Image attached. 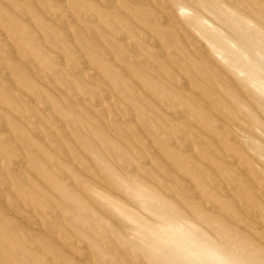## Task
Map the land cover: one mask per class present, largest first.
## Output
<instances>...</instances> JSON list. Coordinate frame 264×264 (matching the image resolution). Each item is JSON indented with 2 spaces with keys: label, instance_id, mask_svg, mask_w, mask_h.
<instances>
[{
  "label": "rangeland",
  "instance_id": "374dc122",
  "mask_svg": "<svg viewBox=\"0 0 264 264\" xmlns=\"http://www.w3.org/2000/svg\"><path fill=\"white\" fill-rule=\"evenodd\" d=\"M104 1L0 0V264H264V0Z\"/></svg>",
  "mask_w": 264,
  "mask_h": 264
},
{
  "label": "bare ground",
  "instance_id": "6f19581e",
  "mask_svg": "<svg viewBox=\"0 0 264 264\" xmlns=\"http://www.w3.org/2000/svg\"><path fill=\"white\" fill-rule=\"evenodd\" d=\"M92 1H95V0H92ZM96 1H97V0H96ZM103 1H104V0H103ZM105 1H107V0H105ZM105 1H104V2H105ZM111 1H112V0H111ZM113 1H114V0H113ZM124 1H125V0H124ZM135 1H136V0H135ZM144 1H145V0H144ZM195 1H196V0H195ZM220 1H221V0H220ZM227 1H228V0H227ZM236 1L238 2V0H236ZM236 1H235V2H236ZM241 1H242V0H241ZM253 1H254V0H253ZM262 1H263V0H262ZM98 2H99V1H98ZM108 2H109V1H108ZM120 2H121V0H120ZM132 2H133V0H132ZM137 2H139V1H137ZM137 2H136V3H137ZM160 2H161V1H160ZM160 2H159V3H160ZM200 2H201V1H200ZM208 2H209V1H208ZM237 2H236V4H235V6H237ZM251 2H252V1H251ZM260 2H261V1H260ZM134 3H135V2H134ZM159 3H158V4H159ZM166 3H167V2H166ZM174 3L176 4L177 2L174 1ZM193 3H194V2H193ZM209 3H210V2H209ZM224 3H225V2H224ZM228 3H229V2H228ZM233 3H234V1H233ZM257 3L259 4V1H258ZM108 4H109V3H108ZM108 4H107V5H108ZM146 4H147V3H146ZM158 4H157V5H158ZM162 4H164V3L162 2ZM168 4L170 5V3H168ZM230 4H231V3H230ZM238 4H241V2H240V3L238 2ZM252 4H253V2H252ZM107 5H106V6H107ZM109 5H111V2H110ZM143 5L145 6L144 2H143ZM159 5H161V3H160ZM169 5H168V6H169ZM190 5H191V3H190ZM232 5H233V4H232ZM260 5H261V3H260ZM148 6H149V5H148ZM151 6H152V5H151ZM192 6H193V4H192ZM194 6H195V5H194ZM238 6H239V5H238ZM243 6H244V5H242V8H243ZM263 6H264V5H263ZM98 7H99V6H98ZM110 7H111V6H110ZM110 7H109V9H110ZM113 7H114V6H113ZM113 7H112V8H113ZM172 7H173V5H172ZM195 7H196V6H195ZM210 7H211V5H210ZM210 7H209V8H210ZM212 7H213V6H212ZM214 7H215V6H214ZM245 7H246V6H245ZM261 7H262V5L260 6V8H261ZM114 8H115V7H114ZM114 8H113V9H114ZM116 8H117V7H116ZM116 8H115V9H116ZM157 8H158V7H157ZM164 8H165V7H164ZM166 8H167V7H166ZM246 8H247V7H246ZM263 8H264V7H263ZM120 9H122V8H120ZM169 9L171 10L170 7H169ZM173 9H174V10H173V11H174V14H176V13H175V12H176V11H175V8H173ZM244 9H245V8H243V11L246 10V9H245V10H244ZM255 9H256V8H255ZM261 9H262V8H261ZM157 10H158V9H157ZM198 10H200V9H198ZM222 10H223V9H222ZM263 10H264V9H263ZM122 11H123V10H122ZM238 11H239V10H238ZM253 11H254V10H253ZM257 11H260V12H258V13H261V12L264 13V11H262V10H257ZM257 11H256V12H257ZM126 12H127V11L125 10V14H126ZM147 12H148V11H147ZM239 13H240V12H239ZM242 13H243V12H242ZM244 13H245V12H244ZM248 13H249V11H248ZM248 13H247V14H248ZM258 13H257V14H258ZM262 13H261V14H262ZM116 14H117V13H116ZM127 14H128V13H127ZM144 14H145V13H144ZM240 14H241V13H240ZM252 14H253V13H252ZM88 15H89V14H88ZM90 15H91V14H90ZM104 15H105V14H104ZM149 15H150V13H149ZM244 15H245V14H244ZM249 15H251V14H249ZM91 16H92V15H91ZM91 16H90V18H91ZM120 16H121V14H120ZM129 16H130V13H129ZM150 16H151V15H150ZM164 16H165V15H164ZM168 16H171V15H168ZM256 16H257V15H256ZM256 16H255V18H256ZM138 17H139V16H138ZM158 17H160V16H157V18H158ZM171 17H172V16H171ZM66 18H67V17H66ZM92 18H93V17H92ZM118 18H119V17H118ZM121 18H122V17H121ZM121 18H120V19H121ZM139 18H140V17H139ZM141 18H142V17H141ZM157 18H155V19H157ZM164 18H165V17H164ZM142 19H143V18H142ZM145 19H146V18H145ZM165 19H166V18H165ZM170 19H171V18H170ZM176 19H177V17H176ZM176 19L173 18V21L177 23V21H175ZM250 19H251V18H250ZM258 19H259V18H258ZM258 19H256V20H258ZM263 19H264V18H263ZM66 20H67V19H66ZM89 20H92V19H89ZM94 20H95V18H94ZM94 20H93V21H94ZM147 20H148V18L146 19V21H147ZM159 20H160V19H158L157 21H159ZM223 21H224V20H223ZM235 21H236V20H235ZM253 21H254V20H253ZM260 21H262V20L259 19V22H260ZM94 22H95V21H94ZM150 22H151V21H150ZM155 22H156V21H155ZM161 22H162V21H161ZM163 22H164V20H163ZM166 22H167V21H166ZM174 22H173V24H174ZM178 22H180V21H178ZM240 22H241V21H240ZM109 23H110V21H109ZM111 23H112V21H111ZM164 23H165V22H164ZM255 23H257V22L255 21ZM151 24H152V22H151ZM153 24H154V22H153ZM154 25H155V24H154ZM159 25H160V24H159ZM226 25H227V24H226ZM263 25H264V24H263ZM103 26H104V25H103ZM149 26H150V25H149ZM160 26H161V25H160ZM176 26H177V25H176ZM181 26H183V25H181ZM104 27H105V26H104ZM104 27H103V28H104ZM173 27L175 28V26H173ZM177 27H178V26H177ZM228 27H231V25H230V26L228 25ZM263 27H264V26H262V29H264ZM92 29H93V27H92ZM181 29H182V27H181ZM251 29H252V28H251ZM94 30H95V29H94ZM134 30H135V29H134ZM248 30H249V29H248ZM96 31H97V28H96ZM96 31H94V32H96ZM106 31H109V30H106ZM94 32H92V33H94ZM190 32H191V31H190ZM250 32H251V31H250ZM98 33H99V32H98ZM112 33H113V32H112ZM192 33H193V32H192ZM192 33H191V34H192ZM114 34H115V33H114ZM117 34H118V33H117ZM149 34H150V33H149ZM170 34H173V33L171 32ZM238 34H239V33H237L236 35L239 36ZM92 35H93V34H92ZM92 35H91V37H92ZM95 35H96V34H95ZM95 35H94V36H95ZM255 35H256V34H255ZM257 35H258V34H257ZM104 36H105V35H104ZM101 37H103V36H101ZM124 37H125V36H124ZM151 37H152V36H151ZM159 37H160V36H159ZM117 38H118V37H117ZM161 38H162V37H161ZM161 38H160V39H161ZM167 38H168V37H167ZM188 38H189V37H187V40H188ZM194 38H197V37L195 36ZM103 39H104V38H103ZM121 39H123V37H122ZM91 40H92V39H91ZM119 40H120V39H119ZM99 41H100V40H99ZM103 41H104V40H103ZM180 41H182V40H180ZM199 41H200V40H199ZM258 41H260V40H258ZM262 41H263V39H262ZM106 42H107V40H106ZM132 42H133V41H131V44H132ZM183 42H185V41L183 40ZM256 42H257V41H256ZM260 42H261V41H260ZM260 42H259V43H260ZM127 43H128V42H127ZM147 43H148V42H147ZM152 43H153V42H152ZM154 43H155V42H154ZM188 43H189V41H188ZM192 43H193V42H192ZM192 43H191V44H192ZM262 43H263V42H262ZM134 44H135V43H134ZM134 44H133V45H134ZM160 44H161V42H160ZM186 44H187V43H186ZM94 45H96V44H94ZM100 45H101V44H100ZM127 45H128V44H127ZM127 45H126V46H127ZM153 45H154V44H153ZM96 46H97V45H96ZM123 46H124V45H123ZM126 46L124 47V49H126ZM170 46H171V45H170ZM201 46H202V48H201ZM246 46H247V45H246ZM246 46H245V47H246ZM120 47H121V46H119V48H120ZM132 47H133V46H132ZM135 47H136V45H135ZM160 47H162V46H160ZM197 47H199V46H197ZM206 47H207V46H206ZM106 48H108V47L106 46ZM117 48H118V47H117ZM122 48H123V47H122ZM133 48H134V47H133ZM138 48H139V47H138ZM148 48H150V47H148ZM183 48H184V47H183ZM200 48H201V50L204 49V48H203V45H200ZM127 49H128V48H127ZM134 49H135V48H134ZM136 49H137V48H136ZM92 50H93V48H92ZM108 50H110V49H108ZM113 50H114V48H113ZM131 50L134 51L132 48H131ZM138 50H139V49H137V51H138ZM167 50H168V49H167ZM167 50H166V51H167ZM94 51H96V50H94ZM128 51H129V50H128ZM137 51H136V52H137ZM194 51H195V50H194ZM111 52H113V51H111ZM114 52H115V51H114ZM126 52H127V51H126ZM136 52H135V55L138 53V52H137V53H136ZM154 52H155V51H154ZM156 52H157V51H156ZM156 52H155V53H156ZM204 52H205V51H204ZM106 53H107V52H106ZM124 53H125V51L123 52V54H124ZM127 53H128V52H127ZM133 53H134V52H133ZM157 53H158V52H157ZM159 53H160V52H159ZM159 53H158V54H155V56H156V55L159 56ZM174 53H175V52H174ZM202 53H203V52H202ZM205 53H206V52H205ZM108 54H109V53H108ZM108 54H106V55L108 56ZM138 54H139V53H138ZM140 54H141V53H140ZM162 54H163V53H161V56L163 57L164 55H162ZM109 55H110V54H109ZM117 55H119L118 52H117ZM196 55H197V54H196ZM107 56H104V57L106 58ZM133 56H134V55H133ZM133 56H132V57H133ZM138 56H139V55H138ZM142 56H144V54H143ZM122 57H123V56H122ZM132 57H131V58H132ZM147 57H148V56H147ZM197 58H198V56H197ZM202 58H203V57H202ZM127 59H128V57H127ZM127 59H126V60H127ZM133 59H134V57H133ZM173 60H174V59H173ZM173 60H172V61H173ZM108 61H109V60H108ZM111 61H113V60H111ZM118 61H119V60H118ZM174 61H175V60H174ZM184 61H185V60H184ZM142 62H145V61H142ZM155 62H156V61H154V64H155ZM168 62H169V61H168ZM176 62H177V61H176ZM33 64H34V63H33ZM133 64H134V61H133ZM140 64H141V63H140ZM193 64H194V63H193ZM118 65H119V64H118ZM137 65H138V64H137ZM143 65L146 66L147 63H146V65L143 63ZM216 66H217V65H216ZM119 67H120V66H119ZM146 67H149V65H147ZM194 67H196V66H194ZM219 67H220V66H219ZM90 68H91V67H90ZM121 68H122V67H121ZM142 68H143V67H142ZM142 68H141V69H142ZM221 68H222V67H221ZM94 69H95V68H93V70H94ZM122 69H123V68H122ZM149 70H150V69H149ZM211 70H212V69H211ZM211 70H210V71H211ZM200 72H201V71H200ZM225 72L227 73V71H225ZM101 73H102V72H100V74H101ZM123 73H124V72H122L121 75H122V76H126V75H124ZM189 73H190V72H189ZM208 73H209V72H208ZM208 73H207V74H208ZM226 73H225V74H226ZM95 74H96V73H94L93 75H95ZM93 75H92V77H93ZM96 75H97V74H96ZM101 75H102V74H101ZM176 75H177V74H176ZM176 75H175V76H176ZM208 75H209V74H208ZM177 76H178V75H177ZM209 76H210V75H209ZM228 76H231V75L228 74ZM90 77H91V75H90ZM216 77H217V76H216ZM93 78H95V76H94ZM171 78H172V77H171ZM221 78H222V77H221ZM231 78H232V76H231ZM104 79H105V78H104ZM174 79H175V78H174ZM216 80H217V78H216ZM228 80H229V79H228ZM228 80H227V83H228ZM218 81L220 82V80H218ZM223 81H224V80H223ZM230 81H231V80H229V82H230ZM232 82H233V81H232ZM173 83H174V82H173ZM221 83H222V82H221ZM227 83H226V85H227ZM137 84H138V82H137ZM214 84H215V83H214ZM234 84H235V83H234ZM139 85H140V84H139ZM176 85H177V84H176ZM213 86H215V85H213ZM224 86H225V85H224ZM230 86H231V84H230ZM234 86H235V85H234ZM234 86H233V87H234ZM239 86H240V85H239ZM142 87H143V86H142ZM217 87H218V86H217ZM231 87H232V86H231ZM231 87H229V88H231ZM138 88H139V87H138ZM214 88H215V87H214ZM239 88H240V87H239ZM183 89H184V87H183ZM212 89H213V88H212ZM136 90H137V89H136ZM138 90H139V89H138ZM184 90H186V89H184ZM217 90H218V88L216 89V91H217ZM241 90H242V89H241ZM245 90H246V89H245ZM139 91H141V90H139ZM142 92H143V91H142ZM142 92H141V93H142ZM243 92H244V91H243ZM243 92H242V93H243ZM247 92H249V90L246 91V94H248ZM138 93H140V92H138ZM144 93H145V92H144ZM249 93H250V92H249ZM195 94H196V93H195ZM214 94H215V92H214ZM221 94H223V93H221ZM228 94H229V92H228ZM231 94H232V93H231ZM231 94H229V95H231ZM243 94H244V93H243ZM243 94H242V96H243ZM250 94H252V96H254L253 93H250ZM99 95H100V94H99ZM239 95H240V93H239ZM232 96H233V95H232ZM240 96H241V95H240ZM204 97H205V95H204ZM204 97H203V99H204ZM234 97H235V95H234ZM247 97H248V96H247ZM107 98H108V97L105 98L106 101H107ZM136 98H137V97H136ZM150 98H151V97H150ZM152 98H153V97H152ZM237 98H238V97H236V99H237ZM255 98H256V95H255ZM102 99H103V98H102ZM108 99H109V98H108ZM137 99H139V98H137ZM198 99H199V97H198ZM238 99H239V98H238ZM250 99H251V98H250ZM257 99H258V98H257ZM260 99H261V98H260ZM135 100H136V99H135ZM221 100H224V99H223V98H220V101H221ZM239 100L242 101V100H241V97H240ZM251 100H252V99H251ZM79 101H81V100H79ZM98 102H99V100H98ZM207 102H208V101H207ZM223 102H224V101H223ZM261 102H262V101H261ZM80 103H81V102H80ZM95 103H96V102H95ZM208 103H209V102H208ZM261 104H263V103H261ZM210 105H211V104H210ZM222 105H223V104H222ZM263 106H264V105H263ZM173 107H174V106H173ZM201 107H202V106H201ZM204 107H205V106H204ZM102 108H103V107H102ZM227 108H229V107H227ZM251 108H252V107H250V109H251ZM48 109H49V108H48ZM204 109H205V108H204ZM206 109H207V107H206ZM230 109H231V108H230ZM240 109H241V108H240ZM248 109H249V107H248ZM250 109H249V110H250ZM263 110H264V108H263ZM96 111H97V110H96ZM98 111H100V110H98ZM104 111H106V110H104ZM182 111H183V109H182ZM209 111H210V110H209ZM254 111H255V110H254ZM101 112H102V113H101V115H102V114H103V111H101ZM97 113H98V112H97ZM101 115H100V116H101ZM104 115H106V114L104 113V114L102 115L103 117L100 118L101 120H103V119L105 118ZM237 115H238V114H237ZM242 115H243V114H242ZM245 115H246V114H244L243 117H244ZM98 116H99V113H98ZM100 116H99V117H100ZM182 116H183V115H182ZM182 116H179V118H180V117L182 118ZM176 117H178V116H176ZM221 117H225V116H221ZM232 117H233V116H232ZM246 117H247V116H246ZM102 118H103V119H102ZM188 118H189V117H188ZM188 118H187V120H188ZM227 118L229 119V117H227ZM233 118H234V119H233L232 122H234V120H235V117H233ZM258 118H259V117H258ZM218 119H219V118H218ZM223 119H226V118H223ZM228 119L226 120V123H228V122H227ZM106 121H107V120H106ZM188 121H190V120H188ZM224 121H225V120H224ZM235 121H236V120H235ZM262 121H263V120H262ZM262 121H261V122H262ZM107 122H108V121H107ZM226 123H225V124H226ZM229 123H230V122H229ZM236 123H237V122H236ZM218 124H219V123H218ZM218 128H219V126H218ZM218 128H217V129H218ZM225 128H226V127H225ZM243 128H244V126H243ZM244 129H245V128H244ZM246 129H247V128H246ZM226 130H227V128H226ZM250 130H251V129H250ZM190 131H191V130H190ZM202 131H203V130H202ZM229 131H231V130L229 129ZM186 132L188 133V130H187ZM224 132H225V131H224ZM145 133H146V132H145ZM226 133H228V132H226ZM194 134H195V133H194ZM221 134H222V133H221ZM228 134H229V133H228ZM233 134H234V133H233ZM255 134H256V132H255ZM144 135H145V134H144ZM222 135H224V134H222ZM230 135H231V133H230ZM235 135H236V134H235ZM235 135H234V136H235ZM256 135H257V134H256ZM195 136H196V134H195ZM224 136H225V135H224ZM160 137H161V136H160ZM202 137H203V136H202ZM209 137H210V136H209ZM182 138H183V137H182ZM193 138H194V137H193ZM230 138H232V137H230ZM230 138H229V140H230ZM233 138H234V137H233ZM144 139H145V138H144ZM144 139H143V140H144ZM184 140H185V139H184ZM262 140H263V139H262ZM221 141H222V140H221ZM234 141H236V140L234 139ZM194 142H196L195 139H194ZM210 142H211V141H210ZM236 142H237V141H236ZM169 143H170V142H169ZM189 143H190V142H189ZM212 143H213V142H212ZM234 143H235V142H234ZM200 144H201V143H200ZM206 144H208V146H209V142L206 143ZM148 145H149V144H148ZM172 145H173V144H172ZM212 145H213V144H212ZM214 145H215V142H214ZM214 145H213V146H214ZM217 145H218V144H217ZM221 145H222V143H221ZM232 145H233V143H232ZM155 146H156V145H155ZM215 146H216V145H215ZM147 147H148V146H147ZM216 147H218V146H216ZM148 148H149V147H148ZM210 148H211V147H210ZM180 149H181V147H180ZM241 149H242V148H241ZM241 149H240V150H241ZM154 151H155V150H154ZM221 151H222V150H221ZM155 153H156V152H155ZM189 153H190V152H189ZM157 154H159V153H156V155H157ZM194 154H195V153H194ZM223 154H224V153H223ZM223 154H222V155H223ZM156 155H155V156H156ZM157 156H158V155H157ZM232 156H233V155H232ZM158 157H159V156H158ZM224 158H225V157H223V160L226 162V160H225ZM161 160H162V159H161ZM234 162H235V160H234ZM168 164H170V163H168ZM207 164H208V163H206V165H207ZM170 165H171V164H170ZM246 167H247V166H246ZM140 168H141V167H140ZM143 168H144V167H143ZM209 168H211V167H209ZM211 169H212V168H211ZM245 169H246V168H245ZM131 170H132V169H131ZM136 170H137V169H136ZM145 170H146V169H145ZM213 170H214V169H213ZM132 171H133V170H132ZM137 171H139V170H137ZM146 171H148V170H146ZM135 172H136V171H135ZM177 172H178V171H177ZM246 172H248V175H249V169H248V168L246 169ZM199 173H200V172H199ZM145 174H146V173H145ZM203 174H204V173H203ZM140 175H141V173H140ZM201 175H202V171H201ZM211 176H212V175H211ZM146 177H147V176H146ZM146 177H145V178H146ZM203 177L206 178L205 174H204ZM243 177H244V174H243ZM147 178H148V177H147ZM172 178H173V176H172ZM201 178H202V177H201ZM210 178H211V177H210ZM135 179H136V178H135ZM187 179H188V178H187ZM173 180H174V179H173ZM176 180H177V179H176ZM176 180H175V181H176ZM249 180H250V179H249ZM136 181H137V180H136ZM169 181H170V180H169ZM202 181H203V180H202ZM211 181H212V179H211ZM133 182H134V181H133ZM220 182H221V181H220ZM181 183H182V182H181ZM207 183H208V182H207ZM135 184H136V183H135ZM189 184H190V183H189ZM251 184H252V183H251ZM138 185H139V183H138ZM175 185H176V183H175ZM238 185H239V184H238ZM238 185H237V186H238ZM131 186H132V185H131ZM139 186H140V185H139ZM223 186H224V185H223ZM123 187H124V186H123ZM141 187H142V185H141ZM143 187H144V186H143ZM143 187H142V189H143ZM187 187H188V186H187ZM191 187H192V186H191ZM191 187H190V188H191ZM235 187H236V186H235ZM250 187H251V186H250ZM252 187H253V189L255 188L253 185H252ZM130 188H131V187H130ZM144 188H145V187H144ZM217 188H219V187H217ZM217 188H216L215 190H217ZM223 188L225 189V187H223ZM233 188H234V187H233ZM237 188H238V187H237ZM246 188H247V187H246ZM262 188H264V187H262ZM125 189H126V187H125ZM147 189H148V188H147ZM185 189H186V188H185ZM238 189H239V188H238ZM248 189H249V188H248ZM248 189H247V190H248ZM90 190L93 191L97 196L99 195V196L101 197V195H102L104 198L109 199V201H110V200L113 201V203L117 206V208H118L121 212H124V211L122 210V208H121L122 204H120L117 200H113L114 198H113L110 194H108L107 192H105V190L99 188L96 184H94V183L91 184V189H90ZM133 190H134V189H133ZM170 190H171V189H170ZM186 190H187V189H186ZM222 190H223V189H222ZM230 190H231V189H230ZM128 191H129V190H128ZM192 191H193V190H192ZM231 191H232V190H231ZM241 191H242V190H241ZM129 192H130V191H129ZM134 192H135V191H134ZM165 192H166V191H165ZM169 192H170V191H169ZM172 192H173V191H172ZM179 192H180V191H179ZM179 192H178V193H179ZM233 192H234V191H233ZM254 192H255V191H254ZM173 193H174V192H173ZM247 193H248V192H247ZM251 193H252V192H251ZM174 194H175V193H174ZM176 194H177V193H176ZM176 194H175V195H176ZM226 194H227V193H226ZM228 194H229V193H228ZM115 195H116V193H115ZM162 195H163V193H162ZM172 195H173V194H172ZM199 195H200V194H199ZM229 195H230V194H229ZM262 195H264V194L262 193ZM192 196L194 197V195H191V197H192ZM230 196H231V195H230ZM170 197H172V196H169V198H170ZM188 197H189V196H188ZM193 197H192V198H193ZM225 197H226V195H225ZM234 197H235V195H234ZM234 197H233V198H234ZM258 197H259V196H258ZM258 197H257L256 199H258ZM263 197H264V196H263ZM172 198H173V197H172ZM197 198H198V197H197ZM227 198H228V197H227ZM193 199H195V198H193ZM229 199H231V197H230ZM256 199H255V200H256ZM262 199H263V198H262ZM177 200H179V198H178ZM236 200H237V199H236ZM242 200H243V199H242ZM259 200H261V199H259ZM234 201H235V199H234ZM237 201H238V200H237ZM120 202H121V200H120ZM250 202H251V201H250ZM235 203H236V202H235ZM243 203H244V202H243ZM245 203H246V200H245ZM263 203H264V202H263ZM109 204H110V203H109ZM237 204H238V203H237ZM246 204H247V203H246ZM246 204H243V207H244V205H246ZM110 205H111V204H110ZM175 205H176V204H175ZM175 205H174V206H175ZM234 205H235V204H234ZM263 205H264V204H263ZM176 206H177V205H176ZM248 206H249V205H248ZM260 206H261V204H260ZM181 207H182V206H181ZM203 207H204V206H203ZM261 207H262V206H261ZM263 207H264V206H263ZM263 207H262V208H263ZM28 208H29V207H28ZM215 208H216V207L214 206V209H215ZM244 208H245V210H246V207H244ZM251 208H252V207H251ZM257 208H258V207H257ZM142 209H143V208H142ZM178 209H179V208H178ZM203 209H204V208H203ZM206 209H207V208H206ZM206 209H205V210H206ZM208 209H209V208H208ZM211 209H212V208H211V205H210V209H209V211H210ZM235 209H236V207H235ZM237 209H238V208H237ZM255 209H256V208H255ZM255 209H254V210H255ZM259 209H260V208H259ZM128 210H129V209H128ZM138 210H139V209H138ZM144 210H145V209H144ZM215 210H216V212H217V208H216ZM215 210H214V211H215ZM219 210H220V209H219ZM238 210H239V211H238ZM238 210H237V211L240 213V211H241L240 208H239ZM254 210H253V211H254ZM214 211H213V212H214ZM253 211H252V212H253ZM257 211H259V210L257 209ZM260 211H261V209H260ZM260 211H259V212H260ZM177 212H178V210H177ZM179 212H181V211H179ZM219 212H221V210H220ZM234 212H235V210H234ZM238 212H237V213H238ZM244 212H246V211H244ZM247 212H248V208H247ZM242 213H243V212H242ZM126 214H127V213H126ZM149 214H150V213H149ZM151 214H152V213H151ZM171 214H172V213H171ZM177 214H178V213H177ZM217 214H218V212H217ZM240 214H241V213H240ZM248 214H249V212H248ZM254 214H255V213H254ZM260 214H261V213H260ZM220 215H222V214H220ZM241 215H242V214H241ZM243 215H244V214H243ZM245 215H246V214H245ZM255 215H257V214H255ZM255 215H254V216H255ZM142 216H143V215H142ZM153 216H154V215H153ZM230 216H231V215H230ZM251 216H252V215H251ZM257 216H258V215H257ZM186 217H187V216H186ZM248 217H249V216H248ZM255 217H256V216H255ZM133 218H135V217H133ZM143 218H144V217H143ZM224 218H225V217H224ZM244 218H245V217H244ZM159 219H160V218H159ZM173 219H174V218H173ZM190 219H191V218H190ZM190 219H189V220H190ZM226 219H227V218H226ZM234 219H236V218H234ZM176 220H177V219H176ZM189 220H188V221L185 220V221L189 222ZM193 220H194V219H193ZM238 220H239V218H238ZM242 220H243V219H242ZM252 220H254V218H253ZM263 220H264V217H263ZM138 221H141V220H138ZM138 221L133 222V228H138V227H139V224H140V223H139ZM154 221H155V220H153V222H154ZM183 221H184V220H183ZM195 221H196V220H195ZM141 222H142V221H141ZM155 222H156V221H155ZM171 222H172V221H171ZM171 222H170V221H166L165 224L161 225V226L166 225V226H164V229L166 230V232H167V228H169V226H172V225H173V224L171 225ZM187 222H186V223H187ZM241 222H242V221H241ZM244 222L246 223V221H243V223H244ZM256 222H258V224L260 225V229H261V230H264V222L260 223L258 219H257ZM144 223H145V222H144ZM144 223H141V224H144ZM173 223H174V222H173ZM175 223H176V222H175ZM175 223H174V225H175V227H177L176 225H177V223H179V222H177L176 224H175ZM180 223H181V224L179 225L178 230H179V232H182V236H179L178 239H177V237H176V240H175V239H174V240H173V239H170L169 241H171V243H172L174 246H178V247H181V248H183V249H186V247H187V241H188V240L185 241V237H186V236H183V231H182V227H183L182 225H183V222L180 221ZM184 223H185V222H184ZM189 223H190V222H189ZM191 223H192V222H191ZM196 223H197V222H196ZM243 223H242V224H243ZM252 223H253V222H252ZM254 223H255V222H254ZM193 224H195V222H193ZM248 224H249V223H248ZM258 224H254L252 228H254V226L257 228ZM157 225H159V224H157ZM235 225H237V223H236ZM244 225H245V224H244ZM250 225H252V224H250ZM256 225H257V226H256ZM145 226H147V225H145ZM149 226H150V225H148L147 227L149 228ZM161 226H160V227H161ZM247 226H248V225H247ZM147 227H146V228H147ZM151 227H152V226H151ZM192 227H193V226H192ZM201 227H202V226H201ZM201 227H199V228L201 229ZM240 227H241V225H240ZM243 227H244V226H243ZM152 228H153V227H152ZM152 228H150V230H151ZM241 228H242V227H241ZM245 228H246V226H245ZM245 228H244V229H245ZM170 229H171V228H170ZM237 229H238V228H237ZM237 229H235V230H237ZM247 229H248V228H247ZM152 230H153V229H152ZM154 230H155V229H154ZM158 230H159V229H158ZM160 230H163V228L160 229ZM176 230H177V228H176ZM203 230H204V229L201 230V234L204 233V232L202 233ZM235 230H234V231H235ZM49 231H50V230H49ZM50 232H51V231H50ZM164 232H165V231H164ZM173 232H175V231H173ZM177 232H178V231H176L175 233H177ZM179 232H178V234H179ZM184 232H185V231H184ZM247 232H248V231H247ZM250 232H253V231H250ZM206 233H207V232H206ZM161 234H163V233H161ZM167 234H169V233L167 232ZM252 234H254V232H253ZM172 235H173V234H172ZM254 235H255V237H256V234H254ZM258 236H259V235H257V237H258ZM263 236H264V235H262V240H263ZM173 237H174V236H173ZM173 237H172V238H173ZM187 237H188V235H187ZM213 237H214V236H213ZM247 237H248V236H246V238H247ZM249 237H250V236H249ZM249 237H248V238H249ZM259 237H260V236H259ZM208 238H209V237H208ZM215 238H216V237H215ZM239 238H240V237H239ZM168 239H169V238H168ZM189 239H190V238H189ZM257 239H258V238H257ZM258 240H259V239H258ZM260 241H261V240H260ZM260 241H259V242H260ZM200 243H201V242H200ZM189 244H190V243H189ZM263 244H264V242H263ZM259 247H260V245H259ZM118 248H119V247H118ZM77 254H78V253H77ZM216 258H217V256H216ZM244 260H245V259H244Z\"/></svg>",
  "mask_w": 264,
  "mask_h": 264
}]
</instances>
